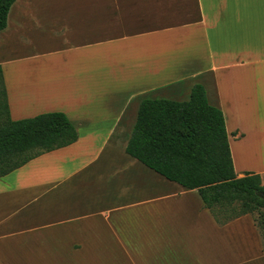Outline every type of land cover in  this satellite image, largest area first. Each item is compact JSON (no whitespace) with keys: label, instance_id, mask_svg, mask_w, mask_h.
<instances>
[{"label":"crops","instance_id":"1","mask_svg":"<svg viewBox=\"0 0 264 264\" xmlns=\"http://www.w3.org/2000/svg\"><path fill=\"white\" fill-rule=\"evenodd\" d=\"M0 68L12 120L61 111L78 133L0 178V264H264L250 215L219 223L125 152L143 99L199 83L234 172L264 183V0H16Z\"/></svg>","mask_w":264,"mask_h":264},{"label":"trees","instance_id":"2","mask_svg":"<svg viewBox=\"0 0 264 264\" xmlns=\"http://www.w3.org/2000/svg\"><path fill=\"white\" fill-rule=\"evenodd\" d=\"M16 0H0V31ZM0 84V178L34 157L77 140L74 124L61 111L12 120ZM125 152L147 167L188 189H197L203 205L225 223L264 207L259 174L234 172L222 111L211 105L196 83L189 98H146L139 105ZM264 223V219L262 221ZM260 227L264 250V229Z\"/></svg>","mask_w":264,"mask_h":264},{"label":"rangeland","instance_id":"3","mask_svg":"<svg viewBox=\"0 0 264 264\" xmlns=\"http://www.w3.org/2000/svg\"><path fill=\"white\" fill-rule=\"evenodd\" d=\"M162 22H160V24H161ZM2 102H3V94H2V88H1V84H0V104H2ZM249 149H250V146H246L245 148H244V152H245V154L246 155H248L249 154ZM262 182V181H261ZM248 215H250L251 217H252V219H253V221H254V223H255V225H256V227H257V222L260 224V226H262L263 227V229H264V223L262 222L263 221V219H264V207H262V206H260V207H257L256 209H255V211H253V213L252 214H248ZM259 228L260 227H257V229L259 230ZM259 232H260V230H259ZM261 234V233H260ZM7 244H6V251H16L17 253H20V250L22 249V248H19V244H20V242L19 241H15V240H9L8 242H6ZM21 256V258H19V259H22V260H28V259H30V258H25L24 257V255H20ZM9 257H8V255H2V256H0V260H7ZM33 259H37V258H33Z\"/></svg>","mask_w":264,"mask_h":264}]
</instances>
